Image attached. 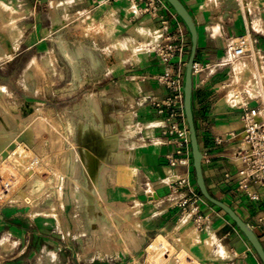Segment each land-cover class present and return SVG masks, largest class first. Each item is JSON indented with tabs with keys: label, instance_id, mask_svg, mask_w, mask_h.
<instances>
[{
	"label": "crops",
	"instance_id": "crops-1",
	"mask_svg": "<svg viewBox=\"0 0 264 264\" xmlns=\"http://www.w3.org/2000/svg\"><path fill=\"white\" fill-rule=\"evenodd\" d=\"M180 1L189 11L198 31L196 61L205 66L202 73L193 77V109L206 185L214 198L229 205L252 227L264 247V233L260 231L259 223L264 217V187L251 186L250 191L259 196V200H252L239 190L237 179L242 168L239 138L243 130V109L251 105L264 110V106L260 99L248 97V92L252 91L244 82H240L241 95L229 92V85L235 75L237 77L238 70L229 61L230 58L243 64V68H252L253 65L256 74L258 66H264V0ZM0 6L17 13L19 21L28 20L30 35L51 29L56 18L73 15L90 17L95 22L114 21L118 27L116 35L124 37L122 39L126 42L135 38L136 26L139 25L140 28L147 27L159 32L160 40L175 28H180L186 42L184 59H189L191 52L190 32L167 0L163 1L156 19L135 17L131 5L124 1L0 0ZM8 18L9 22H13L10 29L15 41L19 30H16L15 19ZM162 21H167L169 27L164 26ZM240 38L247 39L250 46L246 55L235 57V41ZM13 46L15 50L14 43ZM186 65L181 62L168 65L156 54L148 53L140 61L127 62L124 71L111 76L107 88L103 90L110 100L104 114L107 135L112 139L102 154L109 170L104 187L105 198L109 203L137 212L136 219L131 220L130 227L123 233L126 253H115L108 259L114 261L110 264H136L143 259L155 238L174 233L182 220L189 216L196 229L207 232V241L216 238L211 253L216 252L218 255L221 249L226 252L218 255L221 257L220 263L207 259L205 264H264L228 214L202 196L193 166L191 143L183 145L177 134L169 132L175 121L188 128L184 103L179 110L184 113V118L177 120L170 118L169 108L160 113L155 107L156 103L174 96L161 81L165 72L173 67L184 84ZM255 79L258 83L257 77ZM124 127L138 131L130 136H122ZM179 151L181 154H178ZM172 157L186 159L187 164L172 166ZM228 174L232 176L227 177ZM181 178H187L190 186L176 187ZM193 194L200 195L201 200L189 204L184 211L180 204ZM78 198L80 201V195ZM197 215L202 218L201 229L195 221ZM6 225L2 224L0 230ZM21 228L12 226V233L20 234ZM47 234L36 232L34 241L29 240L26 245H21L19 239L16 245L19 253L15 254L17 250H14V255L3 259L1 264H28L32 255L38 253L41 257L38 259L36 256V264H53L50 262L53 256L56 258L54 264H75L70 240L65 236L56 240ZM92 261V264H100L101 259L93 258Z\"/></svg>",
	"mask_w": 264,
	"mask_h": 264
},
{
	"label": "rangeland",
	"instance_id": "rangeland-1",
	"mask_svg": "<svg viewBox=\"0 0 264 264\" xmlns=\"http://www.w3.org/2000/svg\"><path fill=\"white\" fill-rule=\"evenodd\" d=\"M9 12L2 14L15 19L19 33L12 56L0 57V112L9 124L6 133L0 132V140L4 142L0 157L10 158L12 153L22 149L29 154L23 157L24 162L35 159L38 169L34 174L38 176L31 177L32 173L21 167L26 178L14 192L13 200H7L0 207V226L7 224L0 230V264L3 259L11 258L14 250H17L15 254L19 253L16 248L19 239L21 245H26L29 240L34 241L38 231L46 232L56 240L62 236L69 239L75 264H92L93 258H100V264L114 263L108 257L126 253L123 233L130 227L131 220L136 219L137 212L103 202L106 201L104 187L109 170L102 154L112 142L107 135L104 114L110 100L103 90L111 76L124 71L127 62L140 61L155 50L160 33L155 30L157 40L148 43L139 25L135 38L126 42L124 37L116 35L118 27L112 20L95 22L90 17L69 15L56 18L54 26L44 33L39 31L30 35L29 21H19L17 13ZM62 37L63 47L67 52L69 49L72 60L65 56L59 45ZM238 45H241L240 39L235 41V46ZM79 48L81 57L76 55ZM35 61L37 66L31 68ZM229 61L238 69L243 66L234 58ZM252 70V79L244 84L254 86L255 91L248 92V97H255L260 91L253 65ZM240 82L235 75L229 92L241 95ZM88 96L92 102L87 100ZM28 104L33 111L22 115L20 109ZM126 128L134 131L132 135L138 131L132 127H124V131ZM122 136H127L126 132ZM80 184L89 191L82 190ZM89 192L96 195L92 207L83 205L78 198L80 193ZM108 208L117 210L119 218H125L118 221ZM14 225L23 227L20 234L12 233ZM196 228L187 216L179 229L166 237L177 250L182 247V251L187 252L189 257L182 260L185 264H205L207 259L220 263L218 255L222 254L210 252V249L214 250L216 239L207 241V232L202 233ZM192 238L199 241L194 245L187 244L186 240ZM32 256L28 264H36V256L41 257L40 253ZM55 261L53 256L50 262L54 264ZM136 264H150L148 253Z\"/></svg>",
	"mask_w": 264,
	"mask_h": 264
},
{
	"label": "built area",
	"instance_id": "built-area-1",
	"mask_svg": "<svg viewBox=\"0 0 264 264\" xmlns=\"http://www.w3.org/2000/svg\"><path fill=\"white\" fill-rule=\"evenodd\" d=\"M112 3L124 1L129 3L132 7V13L135 17L147 16L152 19L159 17L161 6L164 0H108ZM162 24L169 27L167 21H162ZM158 41V45L155 50L150 53L156 54L164 63L168 65H174L175 62L187 63L186 58V42L185 35L180 28H175L173 32L161 37ZM241 45L234 48L235 57H243L246 55L249 42H245V38H240ZM208 65H206L207 67ZM205 66L199 62H195L193 66V77L202 73ZM173 93V98H169L166 101L158 102L155 107L160 113L164 112L165 108L171 110L170 118L177 120L178 118H184V113L179 112L184 103V84L179 74H177L173 67H171L161 79ZM257 81L259 84V94L256 95L254 100H261L264 106V66L259 65L257 68ZM203 82V81H202ZM243 123V130L240 134V159L242 162V168L237 174L238 187L240 191H244L248 197L252 200H259L257 193L250 191L251 186L258 185L264 187V110L260 106H247L243 109L241 115ZM170 133H175L181 139L183 145L190 143L189 130L184 124L175 123L169 130ZM181 154V151L178 152ZM170 164L172 166L186 165L187 161L183 158L172 157L170 158ZM232 175L228 174L227 177ZM190 183L187 178H181L176 187H189ZM201 200V196L193 194L191 197L186 198L180 206L184 208V211L188 209L189 204L197 203ZM195 221L199 228L203 226L202 218L200 215L196 216ZM260 231L264 233V217L259 220Z\"/></svg>",
	"mask_w": 264,
	"mask_h": 264
},
{
	"label": "bare ground",
	"instance_id": "bare-ground-1",
	"mask_svg": "<svg viewBox=\"0 0 264 264\" xmlns=\"http://www.w3.org/2000/svg\"><path fill=\"white\" fill-rule=\"evenodd\" d=\"M5 11H10V9L8 7H6V6H0V57L2 59H5V58H8V57L12 56V53H13V50H14V46H13L14 38H13V35H12V28L10 29V26H11V24L13 22L12 21L8 22L9 18L4 16V14H2V12H5ZM6 15H7V13H6ZM10 15H12V14H10ZM10 17H12V16H10ZM58 24H57V26H58ZM140 31L145 35L148 43H152V42L156 41L157 38H158L157 32H155V30H152L150 28H143L142 27V28H140ZM56 41H58V40H56ZM63 41L64 40H63V37H62V40L59 41V45H60L61 49L63 50L65 56L69 60H72L73 56H71L68 53L69 49H68V52H67V50H65V48L63 47V43H64ZM122 41L125 42L124 40H122ZM149 46H147L146 48H148ZM124 47H125V45H124ZM135 49H136V47L134 48V50ZM141 49H143V47H141ZM77 50L78 51L76 52V55L81 57V55H82L81 48H79ZM71 53H73V52H71ZM124 56H125V54H124ZM34 66H37L36 62H33L30 65L31 68L34 67ZM38 68H39V66H38ZM237 73H238L237 74V80L239 82L241 81V82H244V83H245L246 80H251L253 75H254L252 68H243L242 67V68L237 70ZM248 89L250 91H255L254 86H249ZM1 90L3 91L4 89L2 88ZM87 100L89 102H92V98L90 96H88ZM20 111H21L22 115H27L28 113H31L33 111V107L30 104H28V105H25L23 108H21ZM8 126H9L8 121L6 120V118H4L2 116V114L0 112V132L7 131ZM43 128L45 129L46 127H43ZM92 129H94V128H92ZM97 132H99V131H97ZM124 132H126L127 136H130V134H132V132L129 130V128H126ZM58 142H60V141L58 140ZM2 144H4V142H2V140H0V150L2 149ZM11 155H12V157H10V158H2V157H0V207L3 204H5L7 200H13L14 192L17 191V188L21 185V183L23 182V179L26 178L24 176L25 174L23 175L21 173V171H20L21 167H24L26 170H28L30 173H32L31 177H33L34 175L38 176L37 174H34V173H37L36 170L38 169L37 165H36V162H35V159H33L34 161H31V159L28 160L27 162L23 161V157L28 156L29 155L28 153H24V151L21 149V150H19L17 152L12 153ZM34 158H36V157H34ZM36 160H37V158H36ZM105 167H107V165ZM105 167H104V169H105ZM44 171H45V169H44ZM28 177H30V175ZM79 186H80V188H82V190L89 191V190H87V188H86V186L84 184H80ZM95 197H96V195L93 194V193H90V192L88 194H81L80 193V201H81V203L83 205H85L87 207H92L93 206V204H94L93 199ZM97 197H98V195H97ZM103 202L107 203V201H105V200H103ZM108 211L110 212L111 215L113 214L117 218L118 221H120L119 220L120 218L118 216L117 210H113V209L111 210V208L110 209L108 208ZM98 213H100V212L98 211ZM107 214L108 213H106V215ZM108 216H110V215H108ZM213 239H216V238H213ZM198 241L199 240L197 238H194V239L192 238V239H187L186 240L187 244H189V245H192V244L194 245ZM180 247H181V245H180ZM181 248L177 250V248H175V246H173L168 241L167 237L158 236L148 246V249H147L148 260H149L150 264H185V263H183V261H184L185 257H189V255L187 254L186 251H182ZM217 253L218 254H222V255L226 254L225 250H223V249L219 250Z\"/></svg>",
	"mask_w": 264,
	"mask_h": 264
},
{
	"label": "water",
	"instance_id": "water-1",
	"mask_svg": "<svg viewBox=\"0 0 264 264\" xmlns=\"http://www.w3.org/2000/svg\"><path fill=\"white\" fill-rule=\"evenodd\" d=\"M167 1L170 3V5L175 9L176 13L184 21L191 35L192 46H191L189 59L186 65V73L184 80V110L188 124L189 134H190L193 166L196 173L198 187L200 189L202 196L205 199H207L210 203L225 211L228 214V216L236 223V225L247 237L248 241L251 243V245L256 250L259 257L264 263V247L256 232L229 205L214 198L209 192L208 187L206 185L204 172H203V156L200 150L198 132H197L194 109H193V90H194L193 66L194 63L196 62V56L198 52V31L192 16L190 15L189 11L180 0H167Z\"/></svg>",
	"mask_w": 264,
	"mask_h": 264
}]
</instances>
